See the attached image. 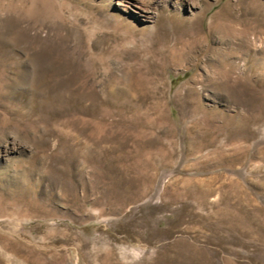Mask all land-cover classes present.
<instances>
[{"label": "rangeland", "instance_id": "obj_1", "mask_svg": "<svg viewBox=\"0 0 264 264\" xmlns=\"http://www.w3.org/2000/svg\"><path fill=\"white\" fill-rule=\"evenodd\" d=\"M0 264H264V0H0Z\"/></svg>", "mask_w": 264, "mask_h": 264}]
</instances>
